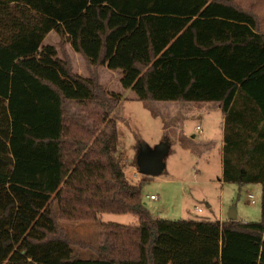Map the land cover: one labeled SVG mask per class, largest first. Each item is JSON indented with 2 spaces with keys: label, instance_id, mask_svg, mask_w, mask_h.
<instances>
[{
  "label": "trees",
  "instance_id": "1",
  "mask_svg": "<svg viewBox=\"0 0 264 264\" xmlns=\"http://www.w3.org/2000/svg\"><path fill=\"white\" fill-rule=\"evenodd\" d=\"M257 28L234 0H0V264H264ZM50 31L61 57L42 44ZM66 43L88 76L73 71ZM97 66L118 70L138 100L218 102L221 180L259 183L261 220L152 217L116 154L111 114L122 95ZM105 212L132 213L137 224L102 222L95 256L74 257L59 220Z\"/></svg>",
  "mask_w": 264,
  "mask_h": 264
},
{
  "label": "rangeland",
  "instance_id": "2",
  "mask_svg": "<svg viewBox=\"0 0 264 264\" xmlns=\"http://www.w3.org/2000/svg\"><path fill=\"white\" fill-rule=\"evenodd\" d=\"M59 41L51 31L42 44L55 46L61 57ZM77 65L81 67L82 63ZM95 71L106 89L122 95L111 114L118 134L116 154L124 162L126 178L141 184V198L152 217L225 221L233 209L237 220H261L260 184L221 180L220 113L210 111L203 117L196 111L182 114V107H173L170 102L138 100L131 89L121 86L118 70L110 73L108 68L97 66ZM196 125L202 130L196 129ZM149 151L161 156L163 166L155 175L139 171L138 160ZM151 194L157 198L150 199ZM248 194L253 195L254 203H250ZM196 207L202 211L198 212ZM102 222L136 225L137 216L105 212L94 221L59 220L71 241L74 257L95 256V248L103 240Z\"/></svg>",
  "mask_w": 264,
  "mask_h": 264
},
{
  "label": "crops",
  "instance_id": "3",
  "mask_svg": "<svg viewBox=\"0 0 264 264\" xmlns=\"http://www.w3.org/2000/svg\"><path fill=\"white\" fill-rule=\"evenodd\" d=\"M236 4L244 9H250L252 13L256 16L257 18V26H258V32L264 34V0H234ZM172 17H183V15L179 14H170ZM178 15V16H177ZM166 25H177V21H168ZM51 32V31H50ZM49 32V33H50ZM257 32V30H255ZM66 52L68 56L70 57L71 60V65L73 68V71L81 74L82 76L86 75L88 76L89 74V66L86 63L85 59L77 52H74L71 48L69 43H66ZM74 52V54H73ZM79 54V55H77ZM74 62V64H73ZM78 63H82L81 67L78 66ZM105 67V66H104ZM109 72L111 73V70L108 69ZM116 71V70H114ZM85 73V74H84ZM120 77V72L118 73ZM117 74V75H118ZM101 77V76H99ZM101 82V80H100ZM102 83V82H101ZM103 84V83H102ZM164 102H170L172 103L173 107H182L183 109L182 114L186 112H193L196 111L200 116H206L210 113V111H214V113H220L221 114V134H222V139H221V158H222V145H223V115L220 109V104L218 102H200V103H194V102H186V101H164ZM179 102V103H178ZM208 120V118H207ZM196 125V129H197ZM179 129L182 131V129L179 127ZM179 130V132H180ZM200 130L202 128L200 127ZM242 221V220H241Z\"/></svg>",
  "mask_w": 264,
  "mask_h": 264
},
{
  "label": "water",
  "instance_id": "4",
  "mask_svg": "<svg viewBox=\"0 0 264 264\" xmlns=\"http://www.w3.org/2000/svg\"><path fill=\"white\" fill-rule=\"evenodd\" d=\"M162 160L161 156L156 152H148L144 154L138 160L139 171L146 175H155L162 169ZM236 212L231 209L228 213V220H235Z\"/></svg>",
  "mask_w": 264,
  "mask_h": 264
},
{
  "label": "built area",
  "instance_id": "5",
  "mask_svg": "<svg viewBox=\"0 0 264 264\" xmlns=\"http://www.w3.org/2000/svg\"><path fill=\"white\" fill-rule=\"evenodd\" d=\"M197 129H200V126H197ZM150 199H156L157 198V195L155 194H151L148 196ZM248 197L250 198V203H254V198H253V195L252 194H248ZM196 210L198 212H201L202 211V208L201 207H196Z\"/></svg>",
  "mask_w": 264,
  "mask_h": 264
}]
</instances>
